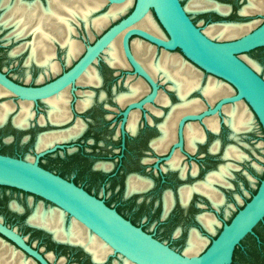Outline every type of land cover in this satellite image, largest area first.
Wrapping results in <instances>:
<instances>
[{
    "label": "flooded vegetation",
    "instance_id": "af4514ba",
    "mask_svg": "<svg viewBox=\"0 0 264 264\" xmlns=\"http://www.w3.org/2000/svg\"><path fill=\"white\" fill-rule=\"evenodd\" d=\"M22 1H35L38 3V0ZM209 1L225 7L227 12H220L216 9L197 10L191 0H181L185 8L192 2L196 10H186L192 21L206 34V28L210 26L259 22L252 28L254 29L264 22V12H243V9L251 1H258L263 5L264 0ZM238 4L239 7H237ZM196 14L203 16L201 22L207 23L208 27L204 29L202 24L194 18ZM234 15H238L242 19L233 20ZM90 17L88 24L94 28L92 25L94 17ZM76 19L78 22H73L75 28L76 24L85 22L79 17ZM156 20L159 23L157 18ZM159 26L163 28L160 23ZM94 30L96 29L94 28ZM77 33L76 28V32L71 37L73 40L80 41L85 49L83 41L75 37ZM90 34L92 35L91 31ZM212 38L229 40L226 38L218 39L219 37L213 36ZM230 39H233V37ZM135 42L149 45L141 38L134 37L132 40L133 50ZM64 47L67 49V46ZM151 51L154 63H157L165 53L161 49H155L154 46H151ZM167 53L177 54L174 50L167 51ZM181 54L178 55L187 64L191 65L190 67L199 70L201 73L200 87L190 92L186 97L183 98L179 95L177 89L173 88L174 82L163 75L162 72L154 75L148 66L144 64L146 70L158 83L157 95L153 101L146 102L142 107L131 108L122 127L123 112L130 104L142 100L149 94L152 91V86L141 75L135 73L127 62L124 67H112L104 58L105 66H98V63H96L89 69L92 70V73L95 72L96 78L99 79H95L94 83H85L81 80L85 73L84 76H81L82 78L80 77L81 79L79 78L80 80L78 79L74 93L70 88L68 89L69 98L66 108L69 116L67 115L64 122L56 124L51 121L49 117L50 105L46 100L37 103L30 102L34 116L27 127L21 128L15 125L13 119L19 112L13 115L14 110L10 113L7 121L0 124V135L9 131V129L30 130V133L25 134L21 142H18L15 134L5 136L2 142L4 144L11 143V145L18 147L20 143L25 145L32 141L34 142L33 154L26 155L22 153L21 149L11 147L9 149L0 147V153L33 161L38 159L39 165L43 168L73 182L89 194L103 200L107 206L116 210L118 214L133 225L180 253L185 254V251L178 248L173 239H184L186 250L192 233L199 234L207 243L205 248L199 252L201 253L220 234L224 224L230 223L238 211L257 193L264 178L263 176L259 181L257 174L259 170H262L258 163V150L260 145L264 144V141L257 143L255 130L258 126L257 123L261 126L263 133L264 128L256 113L246 101L243 103L246 104L247 113L251 119L249 124L244 127L241 126L242 129L239 131H235L228 122L230 115L226 110L228 107L241 103L240 101L235 102V104H225L220 112L204 116L200 120L186 118L191 114H200L209 107L214 106L223 96L211 103L202 91L210 81V77L206 78L205 73L218 80L221 78L194 65L182 52ZM137 57L139 58L138 55ZM110 81H114L110 85V91L103 89L99 93L96 90L98 87L110 83ZM221 81L229 85L225 80L221 79ZM109 92L112 95L111 97ZM194 93L198 95H194ZM87 99L90 101L89 104L83 106V102ZM194 100L199 101L202 105L201 109L193 111L188 107L183 108V105L192 103ZM40 103H43L46 107L45 114L41 117L44 121L42 123L40 122L41 118L38 122L36 120V115L39 112L37 106ZM13 105L15 109V104L13 103ZM180 109L183 111L179 112ZM83 113L89 114V117L84 116ZM211 117H215L216 120L214 129L207 122ZM73 121H75L73 125L67 126ZM48 125L53 128L34 133L35 127ZM105 127L109 130L108 132H110V137L113 140L119 138L117 154L99 155L98 150L105 143L95 140L93 136L86 138L87 132ZM75 128H77L78 133L73 138L56 141L53 145L47 147L38 146L40 136L63 133ZM248 132L251 133L249 142L243 137ZM58 144L62 145V148L58 147L51 152H46ZM112 149L113 152H116L115 148ZM40 153H43V155L38 157ZM115 156L116 158H114ZM95 186H100L101 190L96 189ZM208 190L222 198L221 204L217 206L214 204L213 199L215 198L208 194ZM30 195L43 201L36 203L35 198H29L25 202L13 199L9 201L6 208L11 213L12 220L18 221V218H21V226L10 223V219H6L2 215H0V221L20 234L26 244L36 251L47 264H136L126 256L116 252L94 232L63 209L38 195L33 193H30ZM230 199H233L238 205L242 203L243 205L237 209L230 220H225L221 209L227 206L226 209L230 214L231 209L229 207H233L229 202ZM13 203H17L20 209L14 208ZM38 207L45 212L55 209L57 212L63 213L64 217L61 218L59 223L47 226L32 224L29 219ZM203 215L215 218V231L221 226L216 236H213L214 233L202 222L201 216ZM72 226L78 227L72 229ZM160 231L169 232L171 234L170 239H164L159 233ZM245 238L236 247L231 264L235 263L237 250ZM258 242L259 246L264 248V241L261 238ZM0 264L45 263L0 233Z\"/></svg>",
    "mask_w": 264,
    "mask_h": 264
},
{
    "label": "water",
    "instance_id": "95a60500",
    "mask_svg": "<svg viewBox=\"0 0 264 264\" xmlns=\"http://www.w3.org/2000/svg\"><path fill=\"white\" fill-rule=\"evenodd\" d=\"M40 1L47 5V0ZM125 1L107 0V3L121 4ZM152 13L162 25L164 36L155 35L138 25L146 15ZM120 35L122 51L130 66L152 86L149 94L130 104L123 112L122 127L130 109L153 101L159 88L157 81L132 50V40L138 37L162 52L179 49L191 63L233 87V92L220 98L214 106L186 118L200 120L204 116L220 112L225 104L244 100L251 106L264 128V77L242 57V54L264 46V22L239 37L217 40L192 21L181 0H136L134 9L128 15L110 25L91 44L85 45L76 63L55 79L42 85L26 86L0 71V85L18 99L35 103L45 101L67 88L74 93L78 79L102 59L105 50ZM106 62L112 66L107 60ZM58 147L62 148V145L58 144L46 152ZM41 155L43 153L38 157ZM0 185L15 187L50 201L136 264H230L236 247L249 234L255 235L254 228L264 222L263 178L257 193L230 223L224 224L211 245L197 255L187 256L133 225L103 200L43 168L38 159L33 161L0 153ZM0 233L47 264L26 244L20 234L1 221Z\"/></svg>",
    "mask_w": 264,
    "mask_h": 264
},
{
    "label": "bare ground",
    "instance_id": "6f19581e",
    "mask_svg": "<svg viewBox=\"0 0 264 264\" xmlns=\"http://www.w3.org/2000/svg\"><path fill=\"white\" fill-rule=\"evenodd\" d=\"M2 0L1 6L5 11L2 14L0 23L2 26H13L14 29L11 35L15 39H20L31 35V41L28 40L22 45L18 46L12 51L14 54H18L22 50L30 47V54L28 56L27 64L32 61L36 62L40 66L44 67L47 72L58 73L61 70L60 63L54 58L56 57V44L61 46H67V60L71 62L72 59L77 58L84 50L83 44L80 41L73 40L72 34L76 32L73 22H78L77 17L83 19L88 25L89 16L94 17L92 19V25L96 31H103L109 23L126 12L128 8L133 4L134 0H126L121 4H111V9L98 16H93V13L102 8L103 4L107 3V0H47V5H43L40 0L37 2H26L22 0ZM194 2L197 10L216 9L220 12H227L225 7L219 4H213L209 0H191ZM257 1V0H256ZM192 2H190L186 9L189 11H195ZM264 5V4H263ZM262 3L258 1H251L248 6L243 9L245 13H263L264 7ZM92 13V14H91ZM90 17V18H91ZM259 22H252L249 24H225L224 26H210L206 28V32L209 36L221 38H235L236 36L244 35L249 32ZM139 26L148 30L149 32L164 36V32L161 30L159 24L151 16L146 15L139 23ZM139 39V38H138ZM143 40V39H142ZM145 41V40H144ZM147 42V41H145ZM121 43V35L116 38L109 47L105 50L104 58L112 65L117 67L126 66V62L129 64L125 55L123 54ZM149 45L153 46L149 42ZM143 44L141 42L134 43V54L140 60V62L150 69V71L157 75L162 72L168 79L174 82L173 88H176L181 97H186L190 92L200 87L201 73L199 70L193 69L191 65L187 64L178 54H170L167 51H163L162 57L157 63L153 62V55L151 46ZM107 55V56H106ZM106 56V57H105ZM160 57V56H159ZM251 61V60H250ZM255 69L261 70V66L254 61H251ZM145 67V66H144ZM92 68V67H91ZM90 69V68H89ZM87 70L85 76L81 79L85 83H94L96 78L95 72ZM31 78L30 73L27 74V80ZM43 77L40 76V79ZM79 79V80H80ZM99 79V78H98ZM208 84L202 89L203 93L207 96L209 101L213 103L221 96L230 94L232 92V86L223 81H220L212 76L209 78ZM68 89L61 91L57 95L46 99L50 105L49 117L53 123L59 124L64 122L67 118L68 110L66 105L68 103ZM12 94L10 91L0 85V97L6 94ZM90 96V95H89ZM45 100V101H46ZM22 107H20L19 113L14 117L13 121L16 126L25 128L29 125V121L33 118V112L31 111L32 101L21 100ZM29 102V103H26ZM31 102V103H30ZM89 99L83 102V106L89 104ZM234 106L228 107L227 112L230 115L228 122L234 128L235 131H239L242 127L246 126L250 122V115H248V109L244 100L240 101ZM235 104V103H234ZM188 107L193 111H198L202 108L199 101L194 100L192 103L183 105V108ZM14 110L13 103L4 102L0 104V124H4L10 113ZM183 110H179L182 112ZM69 116V115H68ZM40 122H44L41 118ZM211 128H215V117H211L207 120ZM242 126V127H241ZM77 128L68 130L67 132L51 133L47 136H40L38 146L47 147L53 145L56 141L67 140L77 135ZM210 182V181H209ZM206 185V184H205ZM208 185V183H207ZM206 185V186H207ZM211 186V185H210ZM209 187V185H208ZM210 188V187H209ZM208 188V189H209ZM212 195L214 204L217 206L221 204L222 198L217 194L207 191ZM14 208L20 209L17 203H13ZM63 213L57 212L55 209L50 211H42L39 207L34 214L30 217L29 221L32 224L47 226L54 223H59L61 218L63 219ZM75 220V219H74ZM201 220L204 225L215 233L214 224L215 218L207 215L201 216ZM74 224V223H73ZM72 224V225H73ZM78 225V224H77ZM79 226V225H78ZM78 226H72V229ZM199 234L192 233L185 254L187 256H194L203 250L206 246Z\"/></svg>",
    "mask_w": 264,
    "mask_h": 264
},
{
    "label": "rangeland",
    "instance_id": "374dc122",
    "mask_svg": "<svg viewBox=\"0 0 264 264\" xmlns=\"http://www.w3.org/2000/svg\"><path fill=\"white\" fill-rule=\"evenodd\" d=\"M1 1L2 0H0V19L2 17L3 12L5 11L4 10L5 8L3 6H1ZM135 3H136V0H134L133 4L128 8V10L126 12L122 13L116 19H113L109 23V25L101 32H97L96 30H94V28L89 26V24L87 25L85 22H82L80 24L79 23L76 24V28H77L78 33L75 35V37L77 39L83 41L84 45L91 44L110 25L116 23L118 20H120L121 18L126 16L134 8ZM239 6L240 5L238 4L237 7H239ZM111 7H112L111 4H109V3L105 4L104 3L102 8L99 9L98 11H96L93 16H98L102 13L107 12L111 9ZM151 16L156 20V16L154 13H152ZM194 18L197 19L202 24L204 29L206 27H208L207 23L204 24L203 22H201L202 21L201 19L203 18L202 15L196 14V15H194ZM232 18H233V20L242 19V18H239L238 15H234ZM156 22H157V20H156ZM76 28H75V30H76ZM13 29H14L13 26L4 27L0 23V71L2 70V72H4L10 79H12L13 81H15L19 84L26 85V86H37V85L45 84V83L55 79L57 76H59L62 73V71H66L68 68H70L71 65L73 63H75L77 61V59L79 58L78 57L77 59H74V60L72 59L73 60V61L71 60L72 62H68V60H66V54H67L66 47H64L63 45L61 46L60 44H56L57 55L54 59L60 63V67H61V70L58 73L54 74L51 71L46 72L44 67L37 65V63L34 61H32L30 64H27V57L29 56L30 50H31L30 47H27L26 49L22 50L18 54L17 53L14 54V53H12V51L14 49H16L18 46L25 43L26 41L27 42H28V40L31 41L32 36L27 35L26 37H23L20 39H15L11 35V32L13 31ZM161 30H162V28H161ZM90 31L92 32V35L90 34ZM226 39H230V38H226ZM222 40H224V39H222ZM174 52L182 55L181 51L179 49L174 50ZM242 57L244 59H246L251 65H252V63L250 62V60L256 61L261 66V70H258V69H256V70L261 75L264 76V47L255 49L251 52H248L247 54L242 55ZM103 59H104V57H102V59L99 60V62L97 64L98 66L99 65L105 66ZM28 73H30V75H31V78L29 80H27V74ZM41 75L43 76V78L39 79ZM205 77L209 78L210 75L205 73ZM219 80L221 81V79H219ZM113 82L114 81H112V82L110 81V83L103 85V86H100L96 90L99 91V93H101V91L103 89L110 91V85ZM194 95H198V94L194 93ZM109 96L110 97L112 96L110 92H109ZM4 102H10V103L15 104V109H14L13 115L19 112L20 107L22 105V103H20L21 100L18 99L15 95L10 94V93L0 97V103H4ZM37 107H39V112L36 115V120L38 122V120L45 114L46 107L43 103L38 104ZM83 115L86 117H89V114H87V113H83ZM74 123H75V121L67 124V126L73 125ZM257 125L258 126L255 130V132H256L255 136L258 139L257 143H261L264 141V133H263L262 128L259 125V123H257ZM50 128H53V127L49 126V125L45 126V127H35L34 133H37V132L44 130V129H50ZM108 131L109 130H107V128L105 127V128H96V130H93L92 132L86 133V138L93 136L95 140H98L99 142L103 141L105 143L98 150L99 155H101V156H107V155H110L112 153L117 154V152H118L119 138H117L116 140H113L112 137H110V135H111L110 132H108ZM29 133H30V130L18 131V130L9 129V131L2 133L0 135V147L2 149L3 148L9 149V147L14 148V149L19 148V149H21L22 153H25L26 155H29V153L33 154V146H34L33 143L34 142H32V141L26 143L25 145H22V143H20L18 147L11 145V143L4 144L2 142V140L5 136L11 135V134H13V135L15 134L18 142H21L24 135L29 134ZM250 136H251V133L248 132V133H245V135L243 137H245V140L249 142ZM112 148H115L116 152H113ZM258 154H259L258 163L262 167V170H259L257 172L258 177H259V181H260L262 179V177L264 176V144L260 145V148L258 150ZM112 155H114V154H112ZM114 158H116V156ZM56 164H54V165H56ZM71 173H73V172H71ZM99 187L100 186H95L96 189L98 188L99 190H101V188H99ZM4 194H5V196H4ZM231 194H233V193H231ZM29 198H33V199L35 198L36 203H40L41 201H43L41 199H37L36 197L30 195L29 192L23 191L21 189H18L15 187H10L7 185H0V215H2L6 219H10L9 220L10 223H13L16 226H21L22 225L21 218H18V221L12 220V215H11V213H9V211H7L6 208H7L9 201H11L13 199H18L21 202H25ZM229 202L233 206L232 208L229 207L231 209L230 214H228V211L226 209L227 206H224V208L221 209L223 218H225V220H230L232 218V216L234 215V213L237 211V209L243 205V203L238 205L237 202H235L233 199H230ZM220 229H221V226L218 227L217 231L213 234V236H216L218 234V232L220 231ZM159 233H161V235L164 239H166V240L170 239L171 234L169 232L164 233V231H160ZM255 233H256L255 235L247 236L245 238V240L243 241L242 245L240 246V248H238L237 253H236V260H235L234 264H264V248L260 247L259 242H258L259 238H261V237L263 238V241H264V222L260 223L256 227ZM173 240H174L175 245L178 248H182V250L185 251L184 239H173ZM243 254H244V256H243Z\"/></svg>",
    "mask_w": 264,
    "mask_h": 264
},
{
    "label": "trees",
    "instance_id": "16d2710c",
    "mask_svg": "<svg viewBox=\"0 0 264 264\" xmlns=\"http://www.w3.org/2000/svg\"><path fill=\"white\" fill-rule=\"evenodd\" d=\"M261 240H263V238L261 237Z\"/></svg>",
    "mask_w": 264,
    "mask_h": 264
}]
</instances>
